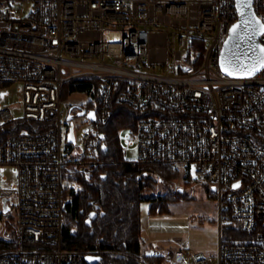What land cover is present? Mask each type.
<instances>
[{
    "label": "built area",
    "instance_id": "built-area-1",
    "mask_svg": "<svg viewBox=\"0 0 264 264\" xmlns=\"http://www.w3.org/2000/svg\"><path fill=\"white\" fill-rule=\"evenodd\" d=\"M254 9L264 23V0ZM237 18L236 0H0V90L19 84L23 112L16 117L0 100V128L22 127L0 139V201L14 209L16 232L0 264H91L88 255L101 257L97 264L106 255L264 264V66L234 77L220 65ZM83 77L101 80V89L80 149L75 132L68 140L74 123L62 105L63 85ZM114 101L146 112L119 131L123 159L184 167L216 187L215 257L186 244L141 254L63 247L66 193L80 188L75 172L88 176L102 164L108 134L96 126L109 121ZM126 145H136V158ZM7 169L16 175L10 185Z\"/></svg>",
    "mask_w": 264,
    "mask_h": 264
},
{
    "label": "trees",
    "instance_id": "trees-1",
    "mask_svg": "<svg viewBox=\"0 0 264 264\" xmlns=\"http://www.w3.org/2000/svg\"><path fill=\"white\" fill-rule=\"evenodd\" d=\"M100 89L101 80L83 77L63 85V98L74 91H83L91 97L86 104L94 106L99 101ZM112 109L109 121L96 126L108 134L106 146L99 152L102 164L88 176L75 172L80 188L66 193L63 247L87 250L100 244L105 249L141 254L144 251L142 203L148 202L151 214L169 211L170 204L185 195L181 189L169 188L157 195L149 192L162 180H175L181 175L182 168L164 162L143 163L123 159L119 131L122 128L133 129L146 112L136 111L117 101L113 102ZM17 128L22 127L8 125L0 128V139ZM185 176L188 179L192 177L188 171ZM210 192L215 196L213 190L210 189ZM94 211L95 216L89 221ZM10 216L13 217L14 226L15 217L13 214ZM11 236L9 239L0 237V252L14 247L15 226L12 227ZM108 263L133 264L126 257L106 255L101 264Z\"/></svg>",
    "mask_w": 264,
    "mask_h": 264
},
{
    "label": "rangeland",
    "instance_id": "rangeland-1",
    "mask_svg": "<svg viewBox=\"0 0 264 264\" xmlns=\"http://www.w3.org/2000/svg\"><path fill=\"white\" fill-rule=\"evenodd\" d=\"M29 8V5H26ZM15 84L0 90V100L13 107V114L21 117L23 112L18 103L20 91ZM90 95L83 91H74L63 98V118L68 115L71 105L88 103ZM77 147L82 149L81 139L86 131L94 130V125L86 116H78L73 120ZM129 158L138 155L136 145H126ZM181 175L173 181L157 184L149 194L157 195L167 189H181L182 198L170 204V210L163 213L151 214L148 202L142 203V237L143 249L157 244L160 248H172L188 245L194 251L206 252L215 257L219 241V209L216 197L213 195L212 183L208 179H198L192 175L188 179L184 167ZM5 174L10 178V185L16 180V175L7 169ZM170 189V190H171ZM14 209H7L0 201V237L11 238ZM10 218V224L7 222ZM12 225V226H10ZM225 236L229 230L225 229Z\"/></svg>",
    "mask_w": 264,
    "mask_h": 264
},
{
    "label": "water",
    "instance_id": "water-1",
    "mask_svg": "<svg viewBox=\"0 0 264 264\" xmlns=\"http://www.w3.org/2000/svg\"><path fill=\"white\" fill-rule=\"evenodd\" d=\"M238 18L233 23L220 57V65L223 71L234 77H252L256 75L264 64V44L260 40V34L264 30V23L258 17L254 9V0H236ZM235 28V31L233 29ZM255 66L256 71L249 70ZM231 73V74H229ZM85 112L79 111L77 115ZM73 115L69 114L68 119ZM88 116L95 120L93 111ZM68 140L75 141L74 128L71 125ZM212 186V190H215ZM95 213L90 215L94 217ZM99 256H86L91 264H97Z\"/></svg>",
    "mask_w": 264,
    "mask_h": 264
},
{
    "label": "flooded vegetation",
    "instance_id": "flooded-vegetation-1",
    "mask_svg": "<svg viewBox=\"0 0 264 264\" xmlns=\"http://www.w3.org/2000/svg\"><path fill=\"white\" fill-rule=\"evenodd\" d=\"M84 111L85 113L83 114V116H88V113L91 112L92 110H95L93 108V106L91 105H87V104H84V103H81V104H74V105H71L69 111H68V114H71L73 115L72 116V119L74 120L76 117L78 116H82V115H77V113L79 111ZM182 191V190H180Z\"/></svg>",
    "mask_w": 264,
    "mask_h": 264
},
{
    "label": "snow or ice",
    "instance_id": "snow-or-ice-1",
    "mask_svg": "<svg viewBox=\"0 0 264 264\" xmlns=\"http://www.w3.org/2000/svg\"><path fill=\"white\" fill-rule=\"evenodd\" d=\"M233 31H235V28L233 29ZM261 66H264V64H262ZM256 70H257L256 67L253 66L249 71H250V72H254V71H256ZM229 74H231V73H229ZM236 186H238V185H236Z\"/></svg>",
    "mask_w": 264,
    "mask_h": 264
},
{
    "label": "crops",
    "instance_id": "crops-1",
    "mask_svg": "<svg viewBox=\"0 0 264 264\" xmlns=\"http://www.w3.org/2000/svg\"><path fill=\"white\" fill-rule=\"evenodd\" d=\"M180 247V246H179Z\"/></svg>",
    "mask_w": 264,
    "mask_h": 264
}]
</instances>
